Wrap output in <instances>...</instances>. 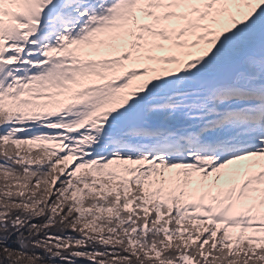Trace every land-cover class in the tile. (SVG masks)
<instances>
[{
	"label": "snow or ice",
	"instance_id": "1",
	"mask_svg": "<svg viewBox=\"0 0 264 264\" xmlns=\"http://www.w3.org/2000/svg\"><path fill=\"white\" fill-rule=\"evenodd\" d=\"M0 264H264V0H0Z\"/></svg>",
	"mask_w": 264,
	"mask_h": 264
}]
</instances>
